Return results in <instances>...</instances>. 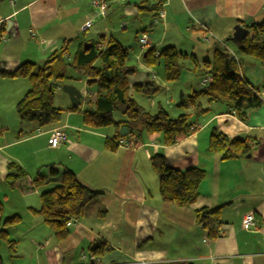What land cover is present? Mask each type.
I'll list each match as a JSON object with an SVG mask.
<instances>
[{"label": "crops", "instance_id": "0c3cea01", "mask_svg": "<svg viewBox=\"0 0 264 264\" xmlns=\"http://www.w3.org/2000/svg\"><path fill=\"white\" fill-rule=\"evenodd\" d=\"M143 17L149 24L139 33L148 36V49L159 52L173 47L180 54L194 55L200 66L211 62L219 48L234 53L242 78L258 92L262 104L240 121L224 104H208L201 98L198 109L178 108L179 98L176 108L166 102L170 106L166 111L174 114L172 119L190 115L196 128L192 135L180 137L173 146H164L158 135H144L140 145L109 151L105 140L113 138L116 130L84 127L85 98L77 112L66 111L56 126L39 128L20 122L15 112L16 104L30 89L29 82L0 77V202L8 210H26L34 217L29 231L37 256L25 264H264V68L255 59L237 54L236 44L227 41L234 26L246 29L248 35L249 26L264 21V0H130L124 6L111 7L104 18L108 28L95 29L89 37L98 20L89 0H0V72L12 73L23 63L40 65L62 47L67 48L68 63L89 42H102L103 47L114 39L127 47L114 25L135 18L140 22ZM87 22L91 26L82 32ZM142 57L135 51L137 64L127 61L136 69L130 83H154L159 91L151 97H132L141 107L140 97L146 98L149 108L157 109L162 105L153 98L159 95L162 84ZM182 63L179 80L185 86V97L200 90L201 77L195 76L194 82L189 58ZM68 76L75 80L64 84L76 87L75 83H80L78 89L87 92L80 74L68 69ZM165 84L164 92L171 99L175 91L169 88L171 83ZM60 104L57 108L71 107L67 96H60ZM112 118L117 123L125 120L117 111ZM53 128H62L67 136L58 149L48 146ZM213 134L246 141L249 153L222 160L221 155L207 150ZM156 154L172 168L205 172L198 196L189 207L176 208L161 200L158 178L150 164ZM11 162L31 179L38 168L59 164L97 194L84 217L68 229L65 241L56 242L51 230L32 213L40 207V194L54 185L28 193L10 190L4 180ZM214 208L220 209L209 221V228L215 230L213 237L198 224L197 212ZM249 212L257 223L255 229L246 231L241 223ZM13 216L19 223L5 228L11 251L21 236L22 223L19 213Z\"/></svg>", "mask_w": 264, "mask_h": 264}, {"label": "trees", "instance_id": "16d2710c", "mask_svg": "<svg viewBox=\"0 0 264 264\" xmlns=\"http://www.w3.org/2000/svg\"><path fill=\"white\" fill-rule=\"evenodd\" d=\"M248 28L249 34L242 41L233 40L232 37L227 41L236 44L237 54L255 59L264 68V21ZM89 44L91 46L87 50L81 48L76 51L69 63L66 62L67 48L62 47L40 65L23 63L12 73L0 72V77L25 79L30 84V89L15 106L20 122L35 124L39 128H52L60 123L66 111L79 110V107H69L66 110L53 105L57 86L75 80L68 76V69H71L85 79L84 85L89 92L85 98L86 106L82 111L84 127L94 130L113 127L116 130L113 138L105 140V146L109 151L119 148L118 142L122 139L118 133L120 127L127 129L126 136L134 141L133 147L141 144L144 135H158L164 146H173L180 137L190 136L196 131L188 114H181L172 119L162 107L151 112L138 105L132 94L151 97L159 88L154 83H130L136 69L127 64L128 47L114 39L108 40L103 47L102 42ZM145 52H147L145 57H142L144 64L156 69L155 75L160 68L165 83L179 81L184 69L182 62L188 58L193 65L195 76L201 78L211 76L212 80L207 87L183 96L178 108L198 109L200 108L198 100L204 98L208 104H224L237 119L244 121L250 110L257 109L262 104L258 92L244 81L238 62L225 48L217 49L213 60L202 62L201 66L194 55L180 54L173 47H166L159 52L154 48H147ZM116 111L125 117L123 123L114 122L112 113ZM207 150L221 155L222 160H227L246 156L249 153V146L244 140L230 141L224 136L213 134ZM150 164L157 175L158 192L163 202L176 208H186L195 202L200 182L205 177L203 170L172 168L167 165L161 154L152 156ZM4 181L10 190H18L21 193L32 192L48 184L54 185L40 194V207L32 213L51 230L56 242L67 239L66 224L83 218L89 202L97 195L78 181L72 171L59 164H48L38 168L35 177L31 179L20 166L11 162L7 166ZM219 209H202L197 212L198 224L208 229L209 235L213 237L215 230L209 228V221L218 215ZM3 210V204L0 202V243L8 244L5 228L18 224L20 220L17 216L2 220ZM8 247L11 246L8 244Z\"/></svg>", "mask_w": 264, "mask_h": 264}, {"label": "rangeland", "instance_id": "374dc122", "mask_svg": "<svg viewBox=\"0 0 264 264\" xmlns=\"http://www.w3.org/2000/svg\"><path fill=\"white\" fill-rule=\"evenodd\" d=\"M104 21H105L104 19L98 18L97 23H95V26L94 25L92 26V28L90 29V33H89V35H87V37H89L90 35H93L95 29L102 31L104 29V27L108 28L107 26H104V23H106V21L105 22ZM122 23H121L122 25H120V26L115 24L113 28H116V30H118L117 32L119 33V36L122 37L124 44L129 48V51H130L129 58H128L130 60L129 62L131 64H137L136 59H135V51H137V52L139 51L140 54H143L145 52V50L148 48V47H146V49L144 51H142L139 47V44H138V39L142 35H145V34L139 33V32L142 31L143 27H147V24H149L148 18L143 17L140 22L137 20V18H135V19H131L129 21L122 22ZM108 26L110 27V25H108ZM122 26H124V29H125L124 31H120V30H123ZM88 30H86V31H88ZM145 36L148 38L147 35H145ZM198 55H199V53H198ZM153 70L155 71L156 69L153 68ZM161 73H162V71L159 68L158 73H157L158 74V80H159L158 82L162 84V87H161L162 90L160 89L159 95L153 99L157 102H160L162 107L166 110H169V107H170L169 105H167L166 102H171L172 107L176 108L177 107L176 104L179 100V95H180V93L184 92L185 86L183 87L182 84H180L182 82V80H179L177 83L168 84L169 88H171L175 91L174 92L175 94L170 99L169 94L167 92H164V86H166V84L162 82ZM196 77H195V75H193V78H195L194 82H196ZM75 86H76V88L82 87V85L80 83H75ZM83 95H84V93H83ZM60 96H66V95L64 93H62L61 91L59 93H55L54 101H53V105L55 107L61 106ZM134 97L138 98L139 96L137 94H135ZM140 100L142 101V105L145 109H147L151 112L155 111V109H156L155 107L154 108L151 107V109L149 108L151 103L146 98L141 99V97H140ZM170 115L173 116L174 114L171 113ZM48 189H50V188H48ZM1 199H2V196H1ZM3 207H4V210H3V214H2V220L9 218L16 213H19L22 217V223L19 226V232H20L21 236L18 240V243L15 246L14 251H11L10 249H8L6 242L0 243V259L2 261V264H25L27 262V260H29L31 257L33 258V257L37 256L35 254V250H34L35 246H34V244L31 243V240H30L31 239V237H30L31 232L29 231V228H30L29 223L34 217L29 216L26 213V210H8L6 205H4V204H3ZM35 218H37L36 220H38L42 224V221L40 220V218L38 216L35 215Z\"/></svg>", "mask_w": 264, "mask_h": 264}, {"label": "built area", "instance_id": "2783aa9c", "mask_svg": "<svg viewBox=\"0 0 264 264\" xmlns=\"http://www.w3.org/2000/svg\"><path fill=\"white\" fill-rule=\"evenodd\" d=\"M129 2L130 0H89V5H90L91 10L93 11V13L95 14L97 18L104 19L111 7L124 6L128 4ZM160 15L162 16V14ZM90 26H91V22L85 23L82 26L81 31L84 32L88 30ZM122 28H124V26H122ZM138 44H139L140 49L144 51L146 47H148V38L145 35H142L138 39ZM228 52L230 55L234 57L235 61L238 62V59L236 58L234 53H232L231 51H228ZM152 79H155L154 75H152ZM211 80H212L211 76L202 77L198 82L199 88L207 87V85L211 82ZM88 94H89L88 92H84V98L88 96ZM66 137L67 136L62 128H53L52 130H50V137L48 140L49 148L58 149L62 145V143L66 140ZM133 142L134 141L132 140L131 137L129 138L128 136H125L124 138L119 140L118 146L124 149L133 148L134 146ZM77 221L74 220V221L68 222L66 224V227L68 229L71 228L77 223ZM256 223L257 221L255 218V215L252 212H249L245 214V216L243 217L241 226L244 230L251 231L255 229Z\"/></svg>", "mask_w": 264, "mask_h": 264}, {"label": "water", "instance_id": "95a60500", "mask_svg": "<svg viewBox=\"0 0 264 264\" xmlns=\"http://www.w3.org/2000/svg\"><path fill=\"white\" fill-rule=\"evenodd\" d=\"M246 35V29L242 28L239 25L234 26L232 34L233 40L242 41L243 39H245ZM90 46L91 44L89 43L84 44L83 50H87V48ZM146 53L147 52L143 53V58L145 57ZM61 92L68 97L71 107H79L80 102L84 99L82 91L72 85L63 84L61 86ZM179 98H182V93H180ZM179 104L180 102H178V105ZM118 133L121 138H124L127 135L128 131L125 127H120Z\"/></svg>", "mask_w": 264, "mask_h": 264}]
</instances>
